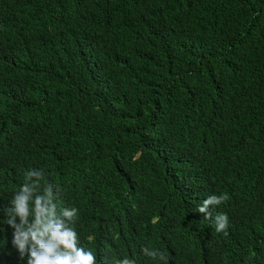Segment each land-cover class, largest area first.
<instances>
[{
  "label": "trees",
  "instance_id": "obj_1",
  "mask_svg": "<svg viewBox=\"0 0 264 264\" xmlns=\"http://www.w3.org/2000/svg\"><path fill=\"white\" fill-rule=\"evenodd\" d=\"M34 169L96 256L264 264V0H0V263Z\"/></svg>",
  "mask_w": 264,
  "mask_h": 264
},
{
  "label": "clouds",
  "instance_id": "obj_2",
  "mask_svg": "<svg viewBox=\"0 0 264 264\" xmlns=\"http://www.w3.org/2000/svg\"><path fill=\"white\" fill-rule=\"evenodd\" d=\"M42 179V170L30 171L25 183L11 200L12 207L6 208L10 217L7 225L14 229L12 254L0 264H173L171 261L159 263L158 260L144 259L142 256H147L145 253L132 257L106 253L96 256L91 249L80 244L79 234L74 227L78 210L74 207L63 208L58 214L52 187L49 184L42 185ZM0 194H5L1 184ZM227 199L226 194L210 196L198 207L201 213L197 214L203 227L214 237V242L237 257L236 235L231 236L229 233L227 215L219 213L216 208L208 211L210 206L220 205ZM14 216L19 217L18 224L12 218ZM234 232L237 234L235 228ZM149 255L155 256L156 253Z\"/></svg>",
  "mask_w": 264,
  "mask_h": 264
}]
</instances>
